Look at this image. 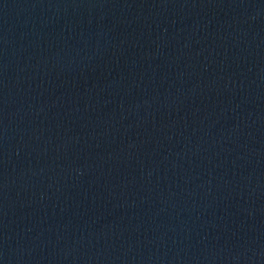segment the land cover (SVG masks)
Listing matches in <instances>:
<instances>
[{
    "label": "water",
    "instance_id": "95a60500",
    "mask_svg": "<svg viewBox=\"0 0 264 264\" xmlns=\"http://www.w3.org/2000/svg\"><path fill=\"white\" fill-rule=\"evenodd\" d=\"M0 264H264V0H0Z\"/></svg>",
    "mask_w": 264,
    "mask_h": 264
}]
</instances>
